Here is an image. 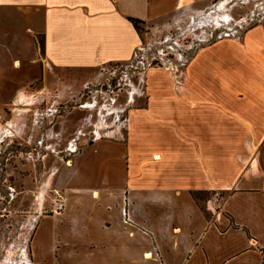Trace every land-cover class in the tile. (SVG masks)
<instances>
[{"label": "crops", "instance_id": "0c3cea01", "mask_svg": "<svg viewBox=\"0 0 264 264\" xmlns=\"http://www.w3.org/2000/svg\"><path fill=\"white\" fill-rule=\"evenodd\" d=\"M211 1L0 0V54L19 49L11 63L27 72L36 60L62 72L94 69L135 54L140 35L129 18L144 26ZM145 78L143 103L127 107L124 142L99 139L55 167L65 211L40 220L32 253L49 264L59 248L68 264H264V17L198 47L184 69L149 68ZM18 88L17 106L39 101L36 88ZM46 136L53 154L72 148L66 134L58 143ZM217 189L226 193L207 219L191 194ZM58 215L64 234L42 229Z\"/></svg>", "mask_w": 264, "mask_h": 264}, {"label": "rangeland", "instance_id": "374dc122", "mask_svg": "<svg viewBox=\"0 0 264 264\" xmlns=\"http://www.w3.org/2000/svg\"><path fill=\"white\" fill-rule=\"evenodd\" d=\"M262 17L264 0H212L198 8L183 6L159 21L138 24L140 41L130 58L90 70H50L41 60L28 72L21 61L12 68L11 59L19 49L10 50L9 44L8 54H0L7 73L0 75V115H5L1 125L6 126V134L0 138V264H33L38 258L32 253V244L40 220L64 212L66 207L67 193L56 169L72 151H81L99 139L125 141L127 107L143 103L147 69L168 66L182 70L198 47L218 37L238 35ZM37 40L41 47V37ZM34 55L40 58L42 54ZM20 82L36 88L41 93L39 101L17 106L15 93ZM86 102L91 106H80ZM34 109L43 117L33 120ZM10 117L13 129L6 124ZM33 130L40 138L34 137ZM47 133L57 143L61 135H68L72 148L60 149L58 154L44 149L41 137ZM62 146L63 142L56 148ZM225 193L217 189L191 195L209 219V214L219 211ZM46 221L42 229L64 234L67 221L61 215ZM45 243L39 239L35 247ZM57 251L56 264H68L60 248ZM38 259L49 264L47 257Z\"/></svg>", "mask_w": 264, "mask_h": 264}, {"label": "trees", "instance_id": "16d2710c", "mask_svg": "<svg viewBox=\"0 0 264 264\" xmlns=\"http://www.w3.org/2000/svg\"><path fill=\"white\" fill-rule=\"evenodd\" d=\"M129 20L133 23V25L135 26V28L137 29V31L140 29L139 27V23L141 22V20L137 19V18H129ZM139 32V31H138Z\"/></svg>", "mask_w": 264, "mask_h": 264}, {"label": "bare ground", "instance_id": "6f19581e", "mask_svg": "<svg viewBox=\"0 0 264 264\" xmlns=\"http://www.w3.org/2000/svg\"><path fill=\"white\" fill-rule=\"evenodd\" d=\"M12 65H13L14 67L19 66V61H18V60H14V61L12 62ZM68 164H69V163H68ZM146 257H147V255H146Z\"/></svg>", "mask_w": 264, "mask_h": 264}, {"label": "built area", "instance_id": "2783aa9c", "mask_svg": "<svg viewBox=\"0 0 264 264\" xmlns=\"http://www.w3.org/2000/svg\"><path fill=\"white\" fill-rule=\"evenodd\" d=\"M226 36H229V35H226ZM219 38V37H218Z\"/></svg>", "mask_w": 264, "mask_h": 264}]
</instances>
